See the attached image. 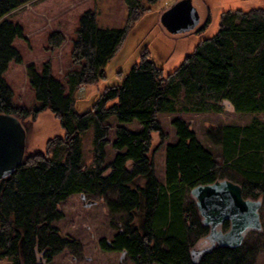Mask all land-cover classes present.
I'll use <instances>...</instances> for the list:
<instances>
[{
	"label": "trees",
	"instance_id": "trees-1",
	"mask_svg": "<svg viewBox=\"0 0 264 264\" xmlns=\"http://www.w3.org/2000/svg\"><path fill=\"white\" fill-rule=\"evenodd\" d=\"M31 1L0 0V114L16 116L25 127V120L36 121L50 111L64 135L48 140L45 151L26 156L14 174L0 181V261L50 264L64 249L79 246L53 223L64 218L61 205L69 197L98 195L112 217L122 218L114 239L100 241L105 252L124 253L134 264H246L241 247L193 253L190 236L206 238L210 228L202 223L191 191L229 180L220 178V169L230 166L244 178L236 184L245 198L264 202V122L213 128L208 139L221 149L220 162L186 120L174 119L177 141L166 148L164 184L156 178L153 154L167 138L158 120L161 113H221L226 104L237 113H264V6L231 4L217 33L203 38L170 73L145 50L132 71L106 86L86 112L75 110L73 95H66V87L53 77L50 63L42 73L30 66V85L41 105L30 112L13 105L3 74L11 62H23L13 42L24 37L23 28L4 17ZM125 2L128 22L122 30H100L92 11L80 18L72 62L81 69L67 76L71 92L106 79L107 65L147 10L143 0ZM237 20L244 25L234 24ZM64 40L53 33L49 45L58 48ZM111 117L119 123L112 145L116 155L105 165ZM134 122L137 132L123 126ZM91 125L96 130L94 169L83 165L80 141Z\"/></svg>",
	"mask_w": 264,
	"mask_h": 264
},
{
	"label": "rangeland",
	"instance_id": "rangeland-1",
	"mask_svg": "<svg viewBox=\"0 0 264 264\" xmlns=\"http://www.w3.org/2000/svg\"><path fill=\"white\" fill-rule=\"evenodd\" d=\"M182 1H187L196 9L199 21L187 31L171 33L162 23V17ZM57 2L60 0H34L22 6L19 11L6 19H10L13 24L18 23L16 25L20 26L19 23H21L25 26L29 33L27 34L25 29L23 39L17 40L16 46L24 50L26 58L36 60L34 64L40 72H43L46 63L51 64L52 72L58 81L66 87V95H73L75 110L80 113L88 111L98 102L106 86L120 83L122 76L124 78L132 71L135 64L141 61L145 50L149 52L150 58L159 67L164 68L166 73H170L182 63L185 56L193 52L203 38L211 37L217 33L222 22V14L231 4V7L239 6L243 9L264 6V0H159L155 4H150L149 0H143V5L147 10L127 36L120 52L107 65L106 79L95 85L80 87L71 92L67 76L70 72L81 69L72 62L76 31L80 27V16L87 11H92L97 16V27L100 30H122L128 22V7L125 0H62L59 4ZM61 4L64 11L57 12ZM37 21L41 22L44 29L34 37V32L31 31L35 29ZM225 24L229 26L228 23ZM234 24L244 25L241 20H237ZM35 32L37 31L35 30ZM50 33L51 35L61 33L64 36L65 40L60 47L53 48L49 45ZM18 52L22 60L25 59L20 50ZM15 64L18 63L12 62V67H8L6 73V83L13 92L12 101L16 106L32 112L34 108H39L41 105L36 102L35 91L30 85L29 76H27L29 64L27 65L25 62L18 66ZM178 117L189 123L202 145L220 162L221 149L208 139V134L213 128L245 127L256 119L264 122V113H237L230 104H226L221 113L159 114L158 120L167 138L153 154V158L156 178L163 184L165 183L166 148L177 141L172 121ZM107 123L112 130L109 133L110 144L106 148L105 165L112 163L116 155L112 145L116 139V128L119 126L115 117L109 118ZM24 125L27 130L25 156L45 151L48 140L64 135L59 121L50 111L39 114L36 121H33L32 118L25 120ZM123 126L136 132L140 129L138 122ZM95 139V125H91L89 130L80 137L82 163L88 169L95 167ZM158 140L156 136L155 144L158 143ZM60 154L62 155V153ZM220 172L222 179H231L234 183L244 182V178L230 166H223ZM61 209L64 218L55 221L53 226L58 228L63 236L76 241L79 246L74 245L64 249L54 257L50 264H134L131 258L124 253L101 250L100 241L102 239L113 240L117 234L119 221L122 219L112 217L106 201L101 197L98 195H73L61 205ZM260 215L262 230L251 231L240 248L242 253L247 256L246 264H264V202ZM201 237L202 235L199 239L194 234L190 236V240L193 242V253L198 254L202 250L199 245ZM0 264H10V261L1 260Z\"/></svg>",
	"mask_w": 264,
	"mask_h": 264
},
{
	"label": "water",
	"instance_id": "water-1",
	"mask_svg": "<svg viewBox=\"0 0 264 264\" xmlns=\"http://www.w3.org/2000/svg\"><path fill=\"white\" fill-rule=\"evenodd\" d=\"M198 21L196 9L187 1L176 4L162 17V23L171 33L187 31ZM26 136L19 118L0 114V181L10 177L23 164ZM191 195L196 201L202 223L211 228L213 238L218 227L229 223V230L218 241L219 247L240 248L251 231L262 230L260 211L263 200L245 198L239 184L220 180L197 186L192 189Z\"/></svg>",
	"mask_w": 264,
	"mask_h": 264
},
{
	"label": "crops",
	"instance_id": "crops-1",
	"mask_svg": "<svg viewBox=\"0 0 264 264\" xmlns=\"http://www.w3.org/2000/svg\"><path fill=\"white\" fill-rule=\"evenodd\" d=\"M34 1V0H33ZM37 1V0H36ZM62 0H60V2H61ZM60 2H57L58 4L60 3ZM59 10L57 11V12H63L64 10V8H63V6H62V4H61V6H59V8H58ZM20 10V8L19 9H17V10H15V11H13L12 13H10L9 15H7L6 17H5V19L4 20H7L6 18H8L11 14H13V13H16L17 11H19ZM82 16V15H81ZM81 16H80V18H81ZM8 22H11V23H13L10 19L9 20H7ZM15 25L16 24H18V23H14ZM20 24V26H22L23 28H24V34H25V26L24 25H21V23H19ZM35 29L34 30H32L31 32H34V37L38 34V32L39 31H41V30H43L44 29V26L41 24V22H39V21H37V23H35ZM35 30L37 31V32H35ZM54 31V30H53ZM56 31H59V30H56ZM26 32H27V34L29 33L28 31H27V29H26ZM61 32V31H60ZM76 32H78V29H77V31ZM50 35H51V33H50ZM17 40H19V39H16L14 42H13V46L17 49V50H20V52H21V54L25 57V52H24V50L23 49H21V48H19V47H17L16 46V41ZM76 40H77V33H76V38H75V40H74V43L76 42ZM27 63V72H28V67H30V66H34L35 68H36V70L39 72V73H42V72H40L39 70H38V68L36 67V65L34 64L35 62H36V60L35 59H29V58H26L25 57V59H23V63ZM12 62L9 64V67L11 68L12 66ZM16 66H18V64H15ZM21 67V66H20ZM6 73H7V71L3 74V79L6 81L7 79V77H6ZM52 75H53V77L56 79V80H58V78L54 75V73L52 72ZM27 76H28V74H27ZM13 79V78H12ZM36 102H37V100H36ZM13 105L15 106V107H19V106H16L15 104H14V102H13ZM20 108V107H19Z\"/></svg>",
	"mask_w": 264,
	"mask_h": 264
},
{
	"label": "flooded vegetation",
	"instance_id": "flooded-vegetation-1",
	"mask_svg": "<svg viewBox=\"0 0 264 264\" xmlns=\"http://www.w3.org/2000/svg\"><path fill=\"white\" fill-rule=\"evenodd\" d=\"M228 230H229V223H228V226H226V223H225L217 228L216 233H215L216 235L214 236V238L213 236L209 235L206 238L201 239L199 245L202 247V250L208 249L209 247L218 246L219 244L218 241L222 238L223 236L222 234L226 233ZM210 232H211V228H210Z\"/></svg>",
	"mask_w": 264,
	"mask_h": 264
}]
</instances>
